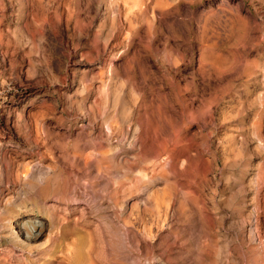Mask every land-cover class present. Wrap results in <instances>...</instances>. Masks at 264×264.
I'll list each match as a JSON object with an SVG mask.
<instances>
[{
	"label": "rangeland",
	"instance_id": "1",
	"mask_svg": "<svg viewBox=\"0 0 264 264\" xmlns=\"http://www.w3.org/2000/svg\"><path fill=\"white\" fill-rule=\"evenodd\" d=\"M50 174L37 263L264 264V0H0V209Z\"/></svg>",
	"mask_w": 264,
	"mask_h": 264
},
{
	"label": "bare ground",
	"instance_id": "2",
	"mask_svg": "<svg viewBox=\"0 0 264 264\" xmlns=\"http://www.w3.org/2000/svg\"><path fill=\"white\" fill-rule=\"evenodd\" d=\"M107 128H109V127H107ZM110 130H112V129H110ZM114 131H112V132H114ZM137 136H139V135L137 134ZM145 139L146 138L143 137V135H141L139 137L140 149L143 151L148 149V145H147V142ZM98 141H99V139H98ZM95 147H96L95 150L97 153H95V152L92 153L91 151H85V149H86V144H85L82 151H80L79 153L74 152L71 155L70 160H73V162L75 163L76 160L81 158V159H83L85 167H86V164L88 163L89 159H91V157H93L96 161V166H95L96 172L97 173H103V174L107 173V175H108L109 171L111 170V167L115 166V164H117V162H118V161H116L117 157L119 156L118 151H117V153H114V152L110 153L111 149H109V148L106 149L102 144H99V145L96 144ZM108 149H109V152H108ZM118 150H120V149H118ZM182 154L184 155V158H182V159L176 158L179 154L175 153V151L172 152L173 156H170L171 161L175 166V169H174L175 172L180 171L182 169L181 166L185 167L186 165H188V163L192 159L190 154H188V151H183ZM186 169H187V167H185V170ZM188 169H189V167H188ZM25 170L27 171L28 168H26ZM23 174L26 175L27 172H25V173L23 172ZM42 179L43 180L40 182H37L34 179H29V182H28L31 185V187H37V189L35 190L38 192L37 196L25 197L21 203L15 204L14 208L11 211H9L7 208H4L2 210L0 209L1 210L0 216H2V220H3L2 223L3 224L5 223V221L8 224L11 223V221L14 220V217L16 215L20 216L21 213H22L21 216H24V218L18 223L17 230L11 228V226H10V228H6L4 230V232L0 233V241H2L4 244L2 246V249L4 250V249L8 248L9 247L8 244L12 247L18 248L19 252L15 253V254L16 255L18 254L17 256H18V258H21V260L22 259L25 260L23 264H43L41 262L37 263V261L34 260V257L32 256V254L34 253L36 256L39 255L40 258H41V256H45L44 254L46 251L47 244L50 241H52V239L54 238L53 237L54 235L51 234L52 231L50 229V227L54 225V218H53V213H52L53 203H48V201H46V198L47 197H53L55 202L59 201L58 197H56L57 194L55 192V191H57V189H59L56 187L57 184L55 185V181L57 180V176L50 174V175L45 176ZM38 180H40V179H38ZM33 189H35V188H33ZM32 192H33V190H32ZM27 193L29 194L30 192H27ZM40 195L43 196L42 197L44 199L43 201L40 200ZM183 197H184V195H183ZM187 200H188V198H187ZM179 201L180 200H178V204H179ZM190 201L188 200V202H190ZM183 204L184 203H182V205ZM20 209H22V211ZM173 210H175L177 212L181 211L179 205H177V206L174 205ZM35 211H38L40 214L46 215L47 223H45L43 217H41V215L38 216L35 213ZM182 211H187V210L186 209L184 210L182 208ZM186 213L192 214L191 209L188 210ZM32 214H33V216H31ZM45 229L48 230V232H47L48 234L46 235L47 236L46 239L45 240L38 239L41 236L42 232L45 231ZM3 240H5V241H3ZM43 259H44V257H43ZM49 260H51V259H49ZM44 264H46V263H44Z\"/></svg>",
	"mask_w": 264,
	"mask_h": 264
}]
</instances>
